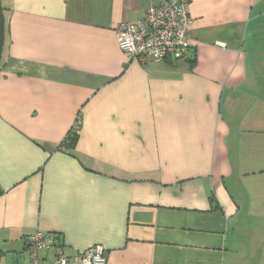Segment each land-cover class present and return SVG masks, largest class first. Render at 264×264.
<instances>
[{
  "label": "crops",
  "instance_id": "0c3cea01",
  "mask_svg": "<svg viewBox=\"0 0 264 264\" xmlns=\"http://www.w3.org/2000/svg\"><path fill=\"white\" fill-rule=\"evenodd\" d=\"M163 1L2 0L0 264L39 230L43 259L264 264V0H190V57L132 59Z\"/></svg>",
  "mask_w": 264,
  "mask_h": 264
},
{
  "label": "built area",
  "instance_id": "2783aa9c",
  "mask_svg": "<svg viewBox=\"0 0 264 264\" xmlns=\"http://www.w3.org/2000/svg\"><path fill=\"white\" fill-rule=\"evenodd\" d=\"M193 18L190 0H164L159 5L150 7L145 16L137 23H123L116 30L120 48L132 59L146 62L187 59L191 55V27ZM78 117L64 140L67 144L81 126ZM56 245L53 237L37 231L29 241L31 261L28 264H110L103 245H94L80 254L68 257L59 253L53 259L40 257Z\"/></svg>",
  "mask_w": 264,
  "mask_h": 264
},
{
  "label": "trees",
  "instance_id": "16d2710c",
  "mask_svg": "<svg viewBox=\"0 0 264 264\" xmlns=\"http://www.w3.org/2000/svg\"><path fill=\"white\" fill-rule=\"evenodd\" d=\"M5 34H6L5 7L2 3V0H0V70L4 64L3 52H4V45H5ZM79 118L82 121L81 115L79 116ZM78 132L74 136H72L71 139H69V142L67 144L64 141L63 146L66 148L69 146H73L76 142Z\"/></svg>",
  "mask_w": 264,
  "mask_h": 264
}]
</instances>
